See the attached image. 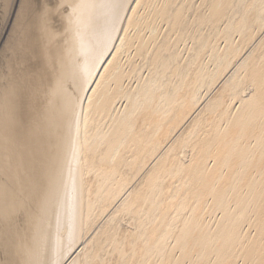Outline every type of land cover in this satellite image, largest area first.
Here are the masks:
<instances>
[{
    "label": "bare ground",
    "instance_id": "6f19581e",
    "mask_svg": "<svg viewBox=\"0 0 264 264\" xmlns=\"http://www.w3.org/2000/svg\"><path fill=\"white\" fill-rule=\"evenodd\" d=\"M22 3L0 0V262L264 264V0Z\"/></svg>",
    "mask_w": 264,
    "mask_h": 264
},
{
    "label": "snow or ice",
    "instance_id": "6c2138e0",
    "mask_svg": "<svg viewBox=\"0 0 264 264\" xmlns=\"http://www.w3.org/2000/svg\"><path fill=\"white\" fill-rule=\"evenodd\" d=\"M33 8V0H23V3L21 5V17L24 16L26 12H30ZM52 10H48L45 8V11L41 13L40 20L42 23V26L47 29L48 26V15L49 12ZM27 31L23 27L22 22L20 23V26L17 29L16 38L14 42V47L11 49V51L15 52L16 54L23 55L27 53ZM17 94L16 86H11L8 89H6V93L3 97H0L4 102H7L10 98H13ZM0 205L3 207L0 208V234H3L5 241L7 242L9 237V232L6 230V224L9 221V218L11 216V209L12 207H19L15 204L14 200V194L6 186H0ZM4 254L9 255V249L7 246H4ZM0 264H20V261L18 260H12L7 259ZM25 264H28V262H25Z\"/></svg>",
    "mask_w": 264,
    "mask_h": 264
}]
</instances>
